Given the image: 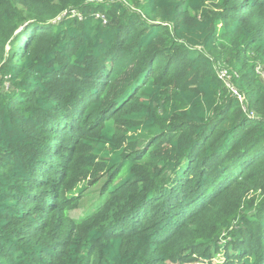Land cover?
I'll use <instances>...</instances> for the list:
<instances>
[{
  "label": "trees",
  "instance_id": "1",
  "mask_svg": "<svg viewBox=\"0 0 264 264\" xmlns=\"http://www.w3.org/2000/svg\"><path fill=\"white\" fill-rule=\"evenodd\" d=\"M193 262L264 264V0H0V264Z\"/></svg>",
  "mask_w": 264,
  "mask_h": 264
},
{
  "label": "rangeland",
  "instance_id": "2",
  "mask_svg": "<svg viewBox=\"0 0 264 264\" xmlns=\"http://www.w3.org/2000/svg\"><path fill=\"white\" fill-rule=\"evenodd\" d=\"M101 182H98L97 184L88 187V189L84 192L81 201L78 205V210L82 212L83 210L87 209L91 203L93 202L94 198L98 196V189L100 187ZM215 262H221L222 258L221 256L215 257ZM183 264H196V263H183Z\"/></svg>",
  "mask_w": 264,
  "mask_h": 264
},
{
  "label": "built area",
  "instance_id": "3",
  "mask_svg": "<svg viewBox=\"0 0 264 264\" xmlns=\"http://www.w3.org/2000/svg\"><path fill=\"white\" fill-rule=\"evenodd\" d=\"M224 74H222V76H223ZM224 77H225V75H224ZM226 82V86L232 91V93L233 94H235L237 97H238V99L239 100H241V96L238 94V92L236 91V89L233 87V85H231L230 83H229V81H225ZM6 87H7V85H6Z\"/></svg>",
  "mask_w": 264,
  "mask_h": 264
}]
</instances>
